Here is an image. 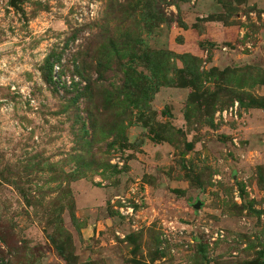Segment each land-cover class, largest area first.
Here are the masks:
<instances>
[{"label": "rangeland", "instance_id": "obj_1", "mask_svg": "<svg viewBox=\"0 0 264 264\" xmlns=\"http://www.w3.org/2000/svg\"><path fill=\"white\" fill-rule=\"evenodd\" d=\"M126 3L0 0V264H264V0Z\"/></svg>", "mask_w": 264, "mask_h": 264}, {"label": "trees", "instance_id": "obj_2", "mask_svg": "<svg viewBox=\"0 0 264 264\" xmlns=\"http://www.w3.org/2000/svg\"><path fill=\"white\" fill-rule=\"evenodd\" d=\"M133 1H135V3ZM154 1L155 0H126L127 3L125 5L127 7L131 6L130 9H132L133 13H137V11L139 9H143V8L146 9V7H147L148 8V12H149V13L145 12V14L147 16H149L150 18L155 17L158 20H162V17H163L162 15H156L155 16V14L153 12L152 5H153ZM124 8H126V7H124ZM142 15H143V13H142ZM149 17H148V19H149ZM132 35L133 34H131L129 30H123V32H122L120 37H117V38H112L111 37V38H109L108 44H106V45L109 48V52H110L109 53V57L110 56L111 57L109 59H107L106 56H105V59L104 58H101V59L98 58L97 59V66H96V71L95 72L98 73V77H97V79H95L94 83L86 84V86L84 87V90L86 92L90 93L89 98L92 99V97H93V93H94L93 85L95 84V87L98 85L99 80L103 77V69L106 67L105 69L107 70V69H109L111 67L112 60H113L114 56H116L119 59V61L123 57V55H125V56H130L131 55V59H134V60L146 57L147 61H151L150 64L154 63V59L156 58L155 57L156 56L155 55L156 52L148 49L147 46H146L147 49L144 51L143 54H139L138 52L137 53L134 52L139 47V44L142 47L143 43H141L140 40L137 39V38L133 39ZM138 49H140V48H138ZM138 49H137V51H138ZM128 53H130V54H128ZM60 59H61V57H58V60H60ZM55 61H56V58H54L52 56H48L46 58L45 68H46V80L47 81H49V80L50 81H54L53 68H54ZM120 64H121V61H120ZM81 68H82V66H80V64H79V66H77V72H80ZM131 68H133V67H131ZM131 74L130 75L129 74H125V76H126L125 80H126V82H130V83L133 84V83L136 82V78L134 77L135 78L134 79L132 77L134 75V73L132 75ZM74 84L75 83H73V85ZM127 85H129V86H127ZM67 87H69V86H67ZM132 87L133 86H131V84H126L125 85V89L130 90V91H133ZM86 92H84L85 95H87ZM87 97H88V95H87ZM72 99H75V98H72ZM116 103H117V107H119V105L121 104V102H116ZM134 103H136V100L134 101ZM260 103H262V102H260ZM255 104H258V103L255 102V103H252L251 105H255ZM258 105H260V104H258ZM127 108H129V107H127ZM116 113L119 114L118 111H116ZM113 126L114 127L118 126V124L113 123ZM113 142H114V140L112 141V143ZM78 158H79V156H78ZM81 161L84 162L85 158L82 157ZM78 177H79V175L76 176L74 179H76Z\"/></svg>", "mask_w": 264, "mask_h": 264}, {"label": "water", "instance_id": "obj_3", "mask_svg": "<svg viewBox=\"0 0 264 264\" xmlns=\"http://www.w3.org/2000/svg\"><path fill=\"white\" fill-rule=\"evenodd\" d=\"M13 2V1H12ZM201 206V201L198 200L195 204V208H199ZM249 264H258L257 262L253 261V262H249Z\"/></svg>", "mask_w": 264, "mask_h": 264}]
</instances>
